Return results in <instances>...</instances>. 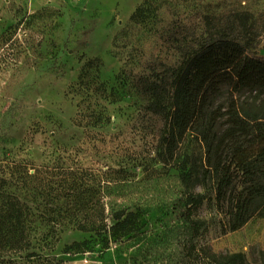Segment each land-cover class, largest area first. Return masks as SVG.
I'll return each mask as SVG.
<instances>
[{
	"label": "rangeland",
	"instance_id": "obj_1",
	"mask_svg": "<svg viewBox=\"0 0 264 264\" xmlns=\"http://www.w3.org/2000/svg\"><path fill=\"white\" fill-rule=\"evenodd\" d=\"M142 1L0 0V179L10 173L17 177L19 165L32 176L33 187H95L101 172L125 168L128 182L117 194H107L106 212L114 205L139 208L135 232L108 249L93 234L71 229L61 230L58 242L50 243L46 229L35 219L32 252L62 264H203L201 258L197 262L185 258L183 247L190 241L217 255L239 254L246 264H262L263 217L228 232L226 219L208 192L206 200L192 209L190 220L182 218L186 208L177 202L181 170L156 161L157 139L149 133L144 100L126 92L115 79L125 52L113 48V39L129 26ZM190 1L208 5L207 11L214 14L248 13L261 30L255 54L264 56V0ZM95 58L102 65L90 70L89 80L102 84L107 94H89L95 109L108 120L94 128L81 118L78 126L75 121L88 105V93L78 90L76 83L83 64ZM111 90L116 96H110ZM201 154L200 143L187 135L179 145L177 163ZM7 191L30 207L45 206L32 190ZM195 192L203 193L198 187ZM74 242H86L82 252L64 254Z\"/></svg>",
	"mask_w": 264,
	"mask_h": 264
},
{
	"label": "trees",
	"instance_id": "obj_2",
	"mask_svg": "<svg viewBox=\"0 0 264 264\" xmlns=\"http://www.w3.org/2000/svg\"><path fill=\"white\" fill-rule=\"evenodd\" d=\"M195 4L143 0L129 26L113 39V48L125 52L115 79L144 100L149 133L157 139L156 161L181 170L177 202L186 208L182 218L189 221L192 209L209 192L216 211L226 219L225 228L235 232L254 217L264 218V56L255 54L261 30L248 13L214 14L207 11L208 5ZM101 65L95 58L80 69L76 86L88 93V105L75 121L78 126L81 118L94 128L107 123L89 94L106 97L102 84L89 80L90 70ZM110 96H116L112 90ZM187 135L197 139L202 154L177 163L179 145ZM16 167L21 169L17 177L10 173L0 179V264H62L32 252L35 219L50 243L58 242V232L71 229L93 234L108 249L135 232L139 208L114 205L106 212L105 199L128 182L125 168L101 172L95 187L72 184L55 189L31 186L32 176L24 166ZM197 187L203 193L195 192ZM8 188L34 191L45 200L44 208L30 207ZM85 245L74 242L63 253H81ZM183 251L189 261L202 259L203 264H246L239 254L217 255L190 241ZM261 261L264 264V252Z\"/></svg>",
	"mask_w": 264,
	"mask_h": 264
}]
</instances>
